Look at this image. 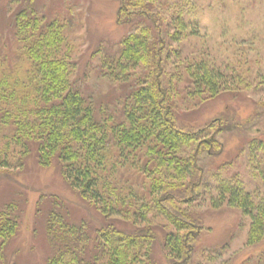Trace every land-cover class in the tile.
<instances>
[{
	"label": "trees",
	"instance_id": "1",
	"mask_svg": "<svg viewBox=\"0 0 264 264\" xmlns=\"http://www.w3.org/2000/svg\"><path fill=\"white\" fill-rule=\"evenodd\" d=\"M186 1L120 0L118 23L132 30L99 70L128 93L119 107L98 110L74 78L82 38L71 37L67 18L34 0H9L0 10V25L7 22L6 37L0 32V172L22 169L35 151L41 166L57 165L105 222L117 225L72 222L55 202L47 232L56 249L46 264H158L157 240L169 264H189L201 210L224 205L249 217L248 245L264 241V194L248 191L235 174L223 177L220 167L213 184L204 183L200 157L222 153L219 134L231 125L224 118L197 129L177 125L176 98L204 102L251 86L243 60L228 62L209 48L200 34L202 8ZM189 37L198 40L193 49L182 43ZM18 226V204L7 203L0 209V264H10L6 247Z\"/></svg>",
	"mask_w": 264,
	"mask_h": 264
},
{
	"label": "rangeland",
	"instance_id": "2",
	"mask_svg": "<svg viewBox=\"0 0 264 264\" xmlns=\"http://www.w3.org/2000/svg\"><path fill=\"white\" fill-rule=\"evenodd\" d=\"M8 2L0 0L1 11ZM34 3L49 15H64L71 37L82 38L74 78L81 82L85 95L93 96L96 110L101 106L119 107L118 101L124 100L128 88L110 83L99 68L104 56L115 50L132 30L130 25L118 23L120 0H34ZM186 3L188 7L197 3L202 8L200 34L206 36L209 48L228 62L243 60V66L249 67L251 76L246 80L251 86L237 92L223 91L204 102L176 98L177 125L197 129L215 118L227 120L231 128L219 134L224 143L222 153L213 156L204 153L200 157L204 183L207 178L213 184V174L220 167L223 177L229 179L235 174L248 191L264 194V174H259L264 170V0H187ZM6 26V21L1 22L3 37ZM196 41L197 38L189 37L182 43L193 49ZM101 45L103 50L94 54ZM261 143L263 147L259 146ZM251 149L260 160L256 162L260 177L252 171ZM15 202L19 226L6 247L10 264H46L54 254L56 248L48 237L47 217L55 202L67 207L72 222H86L91 229L117 226L112 221L105 222L100 211L68 184L57 165L41 166L35 151L26 157L22 169L0 172V209ZM201 211L203 227L194 242L189 264H264V241L247 244L250 219L241 209L224 205ZM128 228L134 229L130 225ZM158 235L163 236V231ZM160 243L157 240V262L169 264Z\"/></svg>",
	"mask_w": 264,
	"mask_h": 264
}]
</instances>
